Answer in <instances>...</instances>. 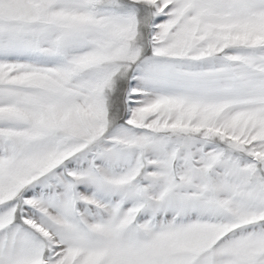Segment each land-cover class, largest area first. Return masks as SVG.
Returning <instances> with one entry per match:
<instances>
[{
	"label": "snow or ice",
	"instance_id": "snow-or-ice-1",
	"mask_svg": "<svg viewBox=\"0 0 264 264\" xmlns=\"http://www.w3.org/2000/svg\"><path fill=\"white\" fill-rule=\"evenodd\" d=\"M0 264H264V0H0Z\"/></svg>",
	"mask_w": 264,
	"mask_h": 264
}]
</instances>
